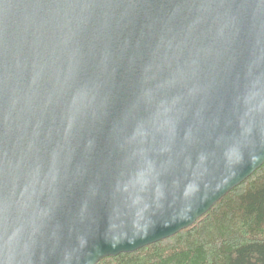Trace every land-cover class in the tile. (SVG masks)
Returning a JSON list of instances; mask_svg holds the SVG:
<instances>
[{"label":"water","instance_id":"1","mask_svg":"<svg viewBox=\"0 0 264 264\" xmlns=\"http://www.w3.org/2000/svg\"><path fill=\"white\" fill-rule=\"evenodd\" d=\"M263 165L264 0H0V264L136 253Z\"/></svg>","mask_w":264,"mask_h":264},{"label":"trees","instance_id":"2","mask_svg":"<svg viewBox=\"0 0 264 264\" xmlns=\"http://www.w3.org/2000/svg\"><path fill=\"white\" fill-rule=\"evenodd\" d=\"M99 264H264V165L191 228Z\"/></svg>","mask_w":264,"mask_h":264}]
</instances>
